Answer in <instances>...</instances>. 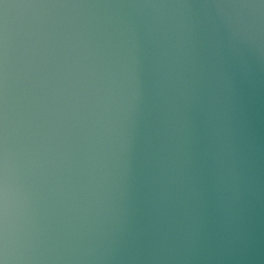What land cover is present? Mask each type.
Returning <instances> with one entry per match:
<instances>
[{
  "label": "water",
  "instance_id": "95a60500",
  "mask_svg": "<svg viewBox=\"0 0 264 264\" xmlns=\"http://www.w3.org/2000/svg\"><path fill=\"white\" fill-rule=\"evenodd\" d=\"M0 264H264V0H0Z\"/></svg>",
  "mask_w": 264,
  "mask_h": 264
}]
</instances>
